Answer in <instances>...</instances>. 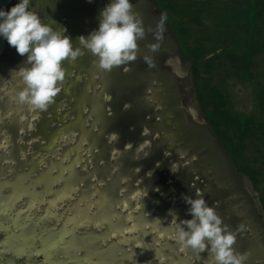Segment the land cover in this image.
I'll list each match as a JSON object with an SVG mask.
<instances>
[{"label": "rangeland", "instance_id": "rangeland-1", "mask_svg": "<svg viewBox=\"0 0 264 264\" xmlns=\"http://www.w3.org/2000/svg\"><path fill=\"white\" fill-rule=\"evenodd\" d=\"M131 2L146 35L129 70L122 65L103 71L87 51L74 62L64 61L61 91L42 112L14 100V82L7 79L24 57L5 40L0 264H212L207 251L180 252L170 239L173 215L177 222L191 218L183 196L195 198L197 189L230 230L245 226L233 245L247 253L245 264H264L259 193L235 170L205 122L190 64L166 23L159 49L146 47L157 43L161 12L155 2ZM107 3L30 0L29 7L54 29L65 28L78 46L77 37L98 27ZM146 55L152 67L142 59ZM258 70L264 82V69ZM227 92L234 109L252 110L249 83L229 80ZM112 133L118 138L110 139Z\"/></svg>", "mask_w": 264, "mask_h": 264}, {"label": "clouds", "instance_id": "clouds-1", "mask_svg": "<svg viewBox=\"0 0 264 264\" xmlns=\"http://www.w3.org/2000/svg\"><path fill=\"white\" fill-rule=\"evenodd\" d=\"M29 5L30 0H18L7 10L0 7V38L24 57L21 64L10 70V79L7 80L14 82L11 89L14 100L32 112L45 111L61 91L66 75L64 61L74 62L87 51L96 58L97 66L103 71L122 65L124 71H128L129 63L137 59L138 41L146 35L143 20L133 11L131 0H108L99 12L98 27L87 37H77L78 46L65 34V28L56 30L43 22ZM165 21L166 16L162 14L154 32L157 43L146 45L152 52L160 47ZM142 59L149 67L153 66L149 56ZM109 137L118 138L115 133ZM183 199L191 218L177 222L173 215L170 221L173 229L170 239L179 246V251H207L212 264H245L247 253H239L233 247L237 233L245 226L241 224L236 231L230 230L199 189L195 191V198L185 195Z\"/></svg>", "mask_w": 264, "mask_h": 264}, {"label": "trees", "instance_id": "trees-1", "mask_svg": "<svg viewBox=\"0 0 264 264\" xmlns=\"http://www.w3.org/2000/svg\"><path fill=\"white\" fill-rule=\"evenodd\" d=\"M190 64L196 101L235 170L259 193L264 215V0H153ZM229 80L249 83L250 112L234 109Z\"/></svg>", "mask_w": 264, "mask_h": 264}, {"label": "water", "instance_id": "water-1", "mask_svg": "<svg viewBox=\"0 0 264 264\" xmlns=\"http://www.w3.org/2000/svg\"><path fill=\"white\" fill-rule=\"evenodd\" d=\"M12 0H0V7L4 6V5H8L11 3ZM5 48V40L3 38H0V54L3 52ZM205 120V118H204ZM206 122V120H205ZM207 123V122H206ZM25 249H28V247H24ZM11 257L18 262V259L15 257L14 254L11 255Z\"/></svg>", "mask_w": 264, "mask_h": 264}, {"label": "flooded vegetation", "instance_id": "flooded-vegetation-1", "mask_svg": "<svg viewBox=\"0 0 264 264\" xmlns=\"http://www.w3.org/2000/svg\"><path fill=\"white\" fill-rule=\"evenodd\" d=\"M12 254H14V253H12ZM12 254H9L10 258H12V257H11ZM0 261H2V260L0 259Z\"/></svg>", "mask_w": 264, "mask_h": 264}, {"label": "bare ground", "instance_id": "bare-ground-1", "mask_svg": "<svg viewBox=\"0 0 264 264\" xmlns=\"http://www.w3.org/2000/svg\"><path fill=\"white\" fill-rule=\"evenodd\" d=\"M55 248V247H54Z\"/></svg>", "mask_w": 264, "mask_h": 264}]
</instances>
